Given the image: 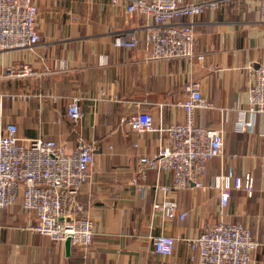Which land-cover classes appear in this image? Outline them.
<instances>
[{
	"label": "crops",
	"instance_id": "obj_1",
	"mask_svg": "<svg viewBox=\"0 0 264 264\" xmlns=\"http://www.w3.org/2000/svg\"><path fill=\"white\" fill-rule=\"evenodd\" d=\"M35 1L38 43L32 49L0 50V92L7 95L3 125L14 123L22 138L62 142L68 151L78 139L94 142L90 176L77 195L92 219L93 243L87 251L70 244L66 248L65 241L29 230L37 218L18 199L2 211L0 264H197L189 259L184 238L218 220L246 225L261 243L251 264H264V139L259 118L251 132L235 129L238 110L248 104L252 68L264 61L258 0H224L198 16L180 18L193 25V57L158 60L148 58L145 17L127 13L125 0ZM128 28L135 29L138 44L132 49L116 46L115 35ZM19 62L35 74H8L6 67ZM190 81L197 82L213 105L196 109L194 122L222 127V154L207 161L201 187L172 189L169 171L151 169L137 189V158L155 153L165 135L135 131L125 118L145 110L157 128L182 122L185 112L178 103ZM72 97L79 98V121L66 114ZM245 173L253 176L251 195L233 186V177ZM216 176L231 179L224 207L212 186ZM167 201L176 208L164 206ZM159 233L173 236L171 254L153 251L152 238Z\"/></svg>",
	"mask_w": 264,
	"mask_h": 264
},
{
	"label": "built area",
	"instance_id": "obj_2",
	"mask_svg": "<svg viewBox=\"0 0 264 264\" xmlns=\"http://www.w3.org/2000/svg\"><path fill=\"white\" fill-rule=\"evenodd\" d=\"M223 1L125 0V9L129 14L137 12L145 17L144 43L149 59H191L194 55L193 25L179 19L198 16L206 8H214ZM38 14L35 0H0V50L32 49L40 39L36 28ZM258 19L264 22V0H258ZM138 41L134 28L118 31L114 39L116 46L129 49L135 48ZM252 70L248 104L238 110L235 129L251 132L259 118V134L264 139V61ZM6 71L17 77L35 74L23 62L6 67ZM184 90L186 97L178 104L185 112V119L180 123L157 128L152 115L145 110L125 118L135 131L159 130L165 135L155 153L137 158L133 179L137 189H140L139 181L145 179L151 169L169 171L172 189L201 187L207 161L222 154V127H204L193 118L196 109L213 108V105L202 96L196 81L186 83ZM5 96L0 92V226L3 209L20 199L22 207L37 218L36 223L27 226L29 230L47 235L58 243L68 239L70 247L87 251L93 243V222L83 211L77 195L90 176L96 149L94 142L78 139L75 147L68 151L64 143L53 139L18 136L14 123L3 125ZM66 114L72 121L81 119L78 97L68 101ZM212 186L218 189L219 204L224 207L231 189L230 177L216 176ZM233 186L251 195L252 174L233 177ZM156 188L164 190V187ZM163 205L176 208L173 201ZM185 216V211L179 214L181 219ZM184 241L189 259L197 260V264H251L253 253L261 246L246 225L224 220L207 224L202 232ZM173 245L171 235L159 233L152 238L156 254H171Z\"/></svg>",
	"mask_w": 264,
	"mask_h": 264
},
{
	"label": "water",
	"instance_id": "obj_3",
	"mask_svg": "<svg viewBox=\"0 0 264 264\" xmlns=\"http://www.w3.org/2000/svg\"><path fill=\"white\" fill-rule=\"evenodd\" d=\"M69 244H70L69 240L66 239V240H65V246H66V248H69Z\"/></svg>",
	"mask_w": 264,
	"mask_h": 264
}]
</instances>
